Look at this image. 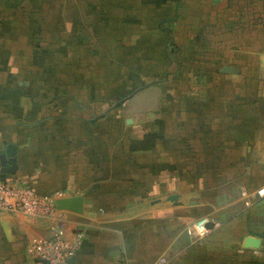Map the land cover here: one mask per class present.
<instances>
[{
  "label": "crops",
  "instance_id": "1",
  "mask_svg": "<svg viewBox=\"0 0 264 264\" xmlns=\"http://www.w3.org/2000/svg\"><path fill=\"white\" fill-rule=\"evenodd\" d=\"M66 1L0 0V178L82 198L75 264H264V0ZM54 224L0 213V264Z\"/></svg>",
  "mask_w": 264,
  "mask_h": 264
},
{
  "label": "built area",
  "instance_id": "2",
  "mask_svg": "<svg viewBox=\"0 0 264 264\" xmlns=\"http://www.w3.org/2000/svg\"><path fill=\"white\" fill-rule=\"evenodd\" d=\"M257 196L264 197V189L258 190ZM56 200L57 195H44L28 185L0 178V213L22 216L32 221L55 220L52 237L38 241L27 249L29 258L36 264H67L82 242L81 234L70 238L66 235L64 222L56 218ZM201 226L203 235L198 233ZM211 227H218V223L200 218L187 226L185 232L191 239L200 240L209 233ZM159 262L165 263L164 259Z\"/></svg>",
  "mask_w": 264,
  "mask_h": 264
},
{
  "label": "rangeland",
  "instance_id": "3",
  "mask_svg": "<svg viewBox=\"0 0 264 264\" xmlns=\"http://www.w3.org/2000/svg\"><path fill=\"white\" fill-rule=\"evenodd\" d=\"M66 1V0H65ZM68 1H70V0H67L66 2H68ZM45 2H47L49 5H48V7H46V8H44L41 12H40V15L41 14H44V15H47V14H50L51 16H54L55 15V13H56V3H58L59 2V0H43V3H45ZM40 18V17H39ZM50 19H55V18H51L50 17ZM99 20V19H98ZM53 21V20H52ZM49 23V22H48ZM45 26H44V33H43V36L40 38L41 39V42H38L37 44H38V46L40 47V48H42V49H47V44H51V46H49V49H51V50H54V49H68L69 51H70V49H72L73 47H74V45H73V42L71 41V39L69 38V40L67 41V42H61V41H54L53 43H48L49 41H47L46 40V33H47V31H48V29H49V32H51L52 31V29H54V24H51V22L49 23V25L47 26V24H44ZM67 30H68V27H65ZM70 31H71V27L69 26V31L67 32V33H69V34H71L70 33ZM50 34H47V37H51V36H49ZM66 35H68V34H66ZM169 42V41H168ZM102 45H105V48L106 49H108L109 50V52L111 53V50H113L114 51V53H115V57H116V59L115 58H112V60H113V63H112V65L113 66H115L116 64H119V65H122V63H119V61L121 60V54H120V51L122 50V51H124V47H121V43H119V42H113V43H108V42H102L101 43ZM81 45H82V43H81ZM85 47H87V46H85ZM116 51L118 52V54H116ZM98 52V48H96V53ZM110 55H113V54H110ZM109 59V58H108ZM123 59V58H122ZM162 59V58H161ZM47 60H50V59H47ZM55 61L56 63H55V65H58V64H61L62 63V60H66V59H63V58H53L50 62H52V61ZM67 60H69V59H67ZM66 60V61H67ZM46 61V60H45ZM165 62V64H167L168 62L165 60L164 61ZM178 60L176 59L175 61H174V65L177 67L178 66ZM52 64L50 63V66H51ZM98 66H103V65H98ZM123 66V65H122ZM165 73V72H164ZM113 76H115V78H116V81H118V79H119V74H114L113 73ZM164 77V74H161V77ZM59 77V76H58ZM114 78V77H113ZM114 78V79H115ZM144 93V92H143ZM142 94H140V96H141ZM139 96V97H140Z\"/></svg>",
  "mask_w": 264,
  "mask_h": 264
},
{
  "label": "water",
  "instance_id": "4",
  "mask_svg": "<svg viewBox=\"0 0 264 264\" xmlns=\"http://www.w3.org/2000/svg\"><path fill=\"white\" fill-rule=\"evenodd\" d=\"M14 157V147L8 146L5 153L0 154V174H13L14 167L6 166L8 159ZM55 207L58 211H68L76 214L83 212V200L80 197H71L58 199L55 201ZM67 264H75V259L72 257L67 261Z\"/></svg>",
  "mask_w": 264,
  "mask_h": 264
},
{
  "label": "clouds",
  "instance_id": "5",
  "mask_svg": "<svg viewBox=\"0 0 264 264\" xmlns=\"http://www.w3.org/2000/svg\"><path fill=\"white\" fill-rule=\"evenodd\" d=\"M198 233H199L200 235H203V234H204V233H203L202 226H201V228H200V229H198Z\"/></svg>",
  "mask_w": 264,
  "mask_h": 264
}]
</instances>
